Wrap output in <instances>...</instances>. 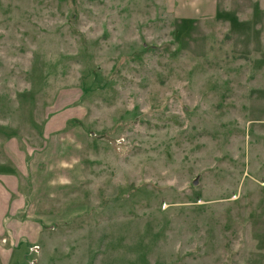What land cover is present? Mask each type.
Segmentation results:
<instances>
[{"label":"rangeland","instance_id":"obj_1","mask_svg":"<svg viewBox=\"0 0 264 264\" xmlns=\"http://www.w3.org/2000/svg\"><path fill=\"white\" fill-rule=\"evenodd\" d=\"M217 5L0 0V152L42 143L56 97L87 139L44 205L74 216L16 264H264V0Z\"/></svg>","mask_w":264,"mask_h":264},{"label":"crops","instance_id":"obj_2","mask_svg":"<svg viewBox=\"0 0 264 264\" xmlns=\"http://www.w3.org/2000/svg\"><path fill=\"white\" fill-rule=\"evenodd\" d=\"M172 3L176 12L186 19L185 14L197 13L196 10L214 15L218 12L217 0H172ZM56 103L57 97L52 104L54 118L44 124L41 145L24 139L23 143L17 136L2 141L0 264H16L15 252L21 246V255L39 253L40 237L48 228L47 224L67 221L74 216L72 206L64 203L60 204L57 215L53 209L48 211L44 207L47 203H55L62 193L78 187L83 166L80 150L87 145L82 126H68L70 121L81 120L82 109L78 114L71 108L59 114Z\"/></svg>","mask_w":264,"mask_h":264},{"label":"water","instance_id":"obj_3","mask_svg":"<svg viewBox=\"0 0 264 264\" xmlns=\"http://www.w3.org/2000/svg\"><path fill=\"white\" fill-rule=\"evenodd\" d=\"M194 184H196V181L194 182Z\"/></svg>","mask_w":264,"mask_h":264}]
</instances>
